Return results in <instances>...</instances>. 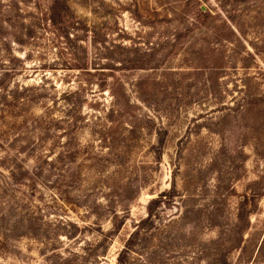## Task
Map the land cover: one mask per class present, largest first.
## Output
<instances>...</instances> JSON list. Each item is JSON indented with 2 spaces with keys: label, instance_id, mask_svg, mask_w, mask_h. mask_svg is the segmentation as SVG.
<instances>
[{
  "label": "rangeland",
  "instance_id": "obj_1",
  "mask_svg": "<svg viewBox=\"0 0 264 264\" xmlns=\"http://www.w3.org/2000/svg\"><path fill=\"white\" fill-rule=\"evenodd\" d=\"M0 264H264V0H0Z\"/></svg>",
  "mask_w": 264,
  "mask_h": 264
}]
</instances>
